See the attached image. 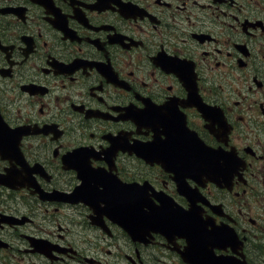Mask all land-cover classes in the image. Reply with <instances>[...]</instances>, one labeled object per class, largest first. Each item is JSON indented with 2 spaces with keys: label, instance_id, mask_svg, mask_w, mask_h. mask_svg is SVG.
I'll use <instances>...</instances> for the list:
<instances>
[{
  "label": "flooded vegetation",
  "instance_id": "flooded-vegetation-1",
  "mask_svg": "<svg viewBox=\"0 0 264 264\" xmlns=\"http://www.w3.org/2000/svg\"><path fill=\"white\" fill-rule=\"evenodd\" d=\"M202 142L233 162L218 184L179 164ZM117 194L193 206L243 239L215 253L264 264V0H0V263L188 264L113 222Z\"/></svg>",
  "mask_w": 264,
  "mask_h": 264
},
{
  "label": "water",
  "instance_id": "water-1",
  "mask_svg": "<svg viewBox=\"0 0 264 264\" xmlns=\"http://www.w3.org/2000/svg\"><path fill=\"white\" fill-rule=\"evenodd\" d=\"M202 151L207 155L209 159L212 156V160H206L205 165L208 170V178L215 181L218 177V167L221 165L219 161L215 160V156L219 153L215 150L202 147ZM144 228L145 230L162 229V230H176L185 234L188 239V244L185 249L180 251L181 256L194 264H236V261L230 259L228 255H214V248L225 247L226 245L236 246L239 240L235 233L224 230L211 224V227H206V223L201 226L198 222L192 221L187 225L181 222H170V218L165 221L158 220L155 216V211L150 209L148 212L143 211ZM116 221L119 222L117 216ZM211 223L207 221V224ZM126 228L133 233L135 226H126ZM235 249V247H234Z\"/></svg>",
  "mask_w": 264,
  "mask_h": 264
},
{
  "label": "rangeland",
  "instance_id": "rangeland-1",
  "mask_svg": "<svg viewBox=\"0 0 264 264\" xmlns=\"http://www.w3.org/2000/svg\"><path fill=\"white\" fill-rule=\"evenodd\" d=\"M1 264V263H0Z\"/></svg>",
  "mask_w": 264,
  "mask_h": 264
}]
</instances>
